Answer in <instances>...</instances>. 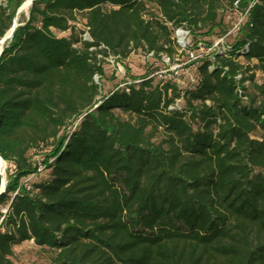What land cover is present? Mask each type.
<instances>
[{"label":"trees","instance_id":"obj_1","mask_svg":"<svg viewBox=\"0 0 264 264\" xmlns=\"http://www.w3.org/2000/svg\"><path fill=\"white\" fill-rule=\"evenodd\" d=\"M23 1L0 0V39ZM250 1L32 2L0 53V264L24 241L49 264H264V79L239 61L264 71V0L193 88L94 80L107 56L172 57L175 29L225 33Z\"/></svg>","mask_w":264,"mask_h":264},{"label":"rangeland","instance_id":"obj_2","mask_svg":"<svg viewBox=\"0 0 264 264\" xmlns=\"http://www.w3.org/2000/svg\"><path fill=\"white\" fill-rule=\"evenodd\" d=\"M240 12V10L234 12L229 9L220 12L224 30L226 31L223 34H219L216 29L210 35L194 38L189 33L175 29L172 33V38L177 45L175 53L169 59L166 55L154 57L141 49L133 51L124 60H118L112 56L105 57L103 61V76L101 78L97 77L101 90L100 95H107L112 90L121 88L124 84L131 83L133 80L138 81L146 75L152 79V84L173 82L182 90L193 88L198 81L196 67L200 63L199 60L204 57H211L213 52H222L223 47L233 41L235 35L227 32L236 22ZM28 13L29 8L25 12H20L18 23L27 19ZM78 18L81 20L82 17L78 15ZM58 34L67 35L68 32ZM196 40H200V42H196ZM239 61L244 66L251 68L249 73L251 72L254 75L256 82H261L264 79V71L254 67L257 64L256 60L251 59L246 62L239 58ZM178 105H182V101L177 99L175 106ZM33 158L38 163L40 162L38 155ZM7 168L11 169V166L6 163L4 176ZM39 169L40 172L38 174L28 176L23 179V182L31 184L47 178L48 170L42 169L41 165H39ZM1 211H4V208ZM50 255L47 249L36 246L32 241H24L14 246L12 260L15 264H49Z\"/></svg>","mask_w":264,"mask_h":264},{"label":"built area","instance_id":"obj_3","mask_svg":"<svg viewBox=\"0 0 264 264\" xmlns=\"http://www.w3.org/2000/svg\"><path fill=\"white\" fill-rule=\"evenodd\" d=\"M256 1H257V0H251L250 3H249V5L247 6V8H246L243 12H242V11L240 12V15H239V17H237L236 22L232 25V27L230 28V30H228V32H227L228 34H230V33H232L233 35H236V34H237V32H238L240 26L242 25V23H243V21H244V19H245V16H246V13H247L249 7H250L253 3H255ZM177 31H184V32L187 33V31L184 30V29H182V28H178ZM83 37H84L85 39H89L87 33H84V34H83ZM224 51H225V46L223 47L222 52H220V53H223ZM148 54L151 55V53H148ZM167 58H168V57H167ZM168 59H169V58H168ZM237 77H239V75H238ZM94 80L97 81V76H94ZM126 84H127V83H126ZM124 86H125V84H124Z\"/></svg>","mask_w":264,"mask_h":264},{"label":"water","instance_id":"obj_4","mask_svg":"<svg viewBox=\"0 0 264 264\" xmlns=\"http://www.w3.org/2000/svg\"><path fill=\"white\" fill-rule=\"evenodd\" d=\"M34 0H28V2L30 3V5L32 4V2H33ZM24 2H25V0L19 5V7L16 9V12H15V14H14V16H13V18H12V23H11V26H10V32H9V35L8 36H5V34H4V36L2 37V40H7L8 38H10L11 36H12V34H13V31H14V29L16 28V26H18L20 23H15V19H16V16L21 12V9H22V6L24 5ZM1 51H2V48H1V50H0V53H1ZM0 159H2L1 157H0ZM3 160V159H2ZM0 176H1V181H0V193H2L3 191H4V189H5V183H6V181H5V177H3L2 176V174L0 173Z\"/></svg>","mask_w":264,"mask_h":264},{"label":"bare ground","instance_id":"obj_5","mask_svg":"<svg viewBox=\"0 0 264 264\" xmlns=\"http://www.w3.org/2000/svg\"><path fill=\"white\" fill-rule=\"evenodd\" d=\"M29 6H30V3L28 2V0H25L24 5L22 6L21 12L27 11V9L29 8ZM18 19H19V14L16 16L15 23L18 22ZM9 32H10V29H8L6 31L5 36H8L9 35ZM4 41L5 40H2V38L0 39V50L3 47ZM5 165H6V163L2 159H0V173L2 174L3 177H5L4 176Z\"/></svg>","mask_w":264,"mask_h":264}]
</instances>
